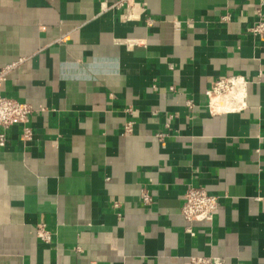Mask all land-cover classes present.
Masks as SVG:
<instances>
[{
	"label": "crops",
	"instance_id": "1",
	"mask_svg": "<svg viewBox=\"0 0 264 264\" xmlns=\"http://www.w3.org/2000/svg\"><path fill=\"white\" fill-rule=\"evenodd\" d=\"M117 1L0 0V66L22 59L1 90L34 109L0 146V264H264L261 0ZM229 75L246 107L211 112ZM190 186L220 196L193 234Z\"/></svg>",
	"mask_w": 264,
	"mask_h": 264
},
{
	"label": "built area",
	"instance_id": "2",
	"mask_svg": "<svg viewBox=\"0 0 264 264\" xmlns=\"http://www.w3.org/2000/svg\"><path fill=\"white\" fill-rule=\"evenodd\" d=\"M135 0H118L115 5L121 6L126 4L125 12L121 13L122 20H133L136 13L132 10V5ZM261 4L257 9V20L248 28V31L254 35L261 36L264 39V15L261 9ZM103 9H107L105 7ZM224 21L229 19V15L222 16ZM22 59L0 66V146L6 144V129L13 124H22L24 126L22 136L29 139L32 136L31 129L28 126L33 107L26 101L6 96L2 93L1 86L6 80L7 75L13 70ZM246 86L247 79L242 75H229L217 78L206 90V95L209 98L208 107L211 112L223 111H239L246 107ZM131 123L127 124L126 130L131 131ZM165 135L159 133L158 137L163 139ZM143 202L150 203L152 201L151 193L148 190H143L141 193ZM220 203V196L210 194L204 187L190 186L184 192V201L181 206V213L189 222L185 230L193 234L191 223L195 221H204L210 225L213 223L215 214ZM118 205L117 203H115ZM38 237L46 242L52 241V232L44 223L36 225ZM189 264H225L224 258L220 256H204L194 255L189 258Z\"/></svg>",
	"mask_w": 264,
	"mask_h": 264
}]
</instances>
